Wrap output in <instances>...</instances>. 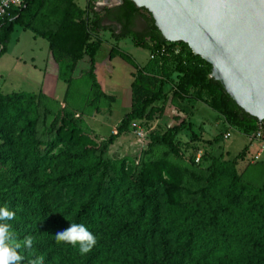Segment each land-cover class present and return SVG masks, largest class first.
Returning a JSON list of instances; mask_svg holds the SVG:
<instances>
[{
  "label": "trees",
  "instance_id": "obj_1",
  "mask_svg": "<svg viewBox=\"0 0 264 264\" xmlns=\"http://www.w3.org/2000/svg\"><path fill=\"white\" fill-rule=\"evenodd\" d=\"M49 14L54 19L46 24L42 20ZM102 17L119 27L117 38H128L148 58L138 67L115 46L110 48L107 61L118 57L133 70L129 110L95 144L82 121L72 118L81 96L72 73L86 58L85 107L97 110L100 101H113L100 92L93 74L101 41L92 35ZM102 17L90 3L79 11L72 0H23L22 7L10 9L0 20V56L14 28L28 31L45 41L55 78L65 84L61 102L41 90L0 94V207L15 212V219L8 221L15 238L33 240L31 249H21L24 260L43 256V264H264V181L256 185L242 180L235 159L205 161L200 155L194 163L193 155L183 163L174 138L189 131V123L180 120L161 135L149 131L134 173L126 171L124 161L107 156L130 123L145 127L160 116L161 109L153 105L164 101V87L180 113L186 111L180 103H199L220 117L224 128L243 135L259 122L231 101L209 77V65L186 45L166 42L147 11L121 0ZM136 19L144 27L132 32ZM204 162L202 168L199 163ZM70 223L84 224L96 237L89 253L82 255L79 245L55 240Z\"/></svg>",
  "mask_w": 264,
  "mask_h": 264
},
{
  "label": "rangeland",
  "instance_id": "obj_2",
  "mask_svg": "<svg viewBox=\"0 0 264 264\" xmlns=\"http://www.w3.org/2000/svg\"><path fill=\"white\" fill-rule=\"evenodd\" d=\"M144 23L142 20L134 22V30L139 32L143 29ZM110 32L106 31L100 37L102 40L111 42ZM183 44V43H182ZM117 47L120 51L126 54L134 62L140 66L148 58V53L145 50L134 48L128 39H123L117 42ZM109 49V45H102L94 57V62L97 64L98 80L101 83L102 79L108 81L111 85L118 87L120 90H125L117 95V104L120 108L113 106L111 103L100 101L98 109L93 106L85 107L88 99V88L85 72L88 67L86 60L76 64L73 79L74 87L80 86L81 93L75 114L72 116L74 120L80 119L88 131L87 137L95 144L105 139L111 134L120 117L128 111L129 101V72L132 70L122 60L117 59L114 64H108L104 61L105 54ZM103 60V61H102ZM52 62L47 54V44L39 38H33L28 31H22L20 28H14L10 39L6 45V51L0 56V94L7 95L18 92L34 93L40 90L42 81L46 82L43 76L52 74ZM87 72V71H86ZM102 74L101 75L99 74ZM59 81V80H58ZM61 91L54 93L53 100L61 102L65 91V84L59 81ZM118 84V85H116ZM165 99L159 102L161 114L159 117L155 115L152 121L142 126L147 133L152 131L157 135L163 134L168 128L177 124L180 120L186 124L189 123V131L185 130L174 138L179 152L181 161H185L199 153L205 157V161L210 159H220L231 161L235 159V171L241 176L242 180L259 185L264 181V164H249V158L256 151L257 145L249 143V140L237 133L230 131V139L223 141L219 139L227 128H224L222 119L216 114L208 110L205 106L195 103L191 106L180 103L186 111L180 113L170 104V93L168 87H164ZM49 96V95H48ZM50 97V96H49ZM125 101V103H124ZM122 102L124 105L122 106ZM79 106V107H78ZM111 110V111H110ZM79 112L81 115L79 116ZM111 113V115H110ZM163 113V114H162ZM148 140L138 142L130 131L121 135L108 148L107 156L112 161H124L126 171L134 173L137 171V165L141 159V153L145 151ZM246 147L243 156L239 158L237 155ZM145 161L147 158L144 159ZM208 162L199 163L202 168L207 166ZM151 169L150 164H147ZM166 168V167H165ZM149 173L155 171L148 170ZM4 171H0L3 173ZM7 177L8 175L5 174ZM23 264H30L28 261H23Z\"/></svg>",
  "mask_w": 264,
  "mask_h": 264
},
{
  "label": "water",
  "instance_id": "obj_3",
  "mask_svg": "<svg viewBox=\"0 0 264 264\" xmlns=\"http://www.w3.org/2000/svg\"><path fill=\"white\" fill-rule=\"evenodd\" d=\"M129 1L166 42L183 43L209 65V77L243 113L264 121V0Z\"/></svg>",
  "mask_w": 264,
  "mask_h": 264
},
{
  "label": "clouds",
  "instance_id": "obj_4",
  "mask_svg": "<svg viewBox=\"0 0 264 264\" xmlns=\"http://www.w3.org/2000/svg\"><path fill=\"white\" fill-rule=\"evenodd\" d=\"M15 219V212L7 207H0V264H23L25 257L21 249H31L33 240L26 237L18 241L8 221ZM58 243H68L72 246L79 245L82 255L89 253L96 245L97 239L84 224L70 223V227L59 231L54 236ZM43 256L36 257L30 264H43Z\"/></svg>",
  "mask_w": 264,
  "mask_h": 264
},
{
  "label": "crops",
  "instance_id": "obj_5",
  "mask_svg": "<svg viewBox=\"0 0 264 264\" xmlns=\"http://www.w3.org/2000/svg\"><path fill=\"white\" fill-rule=\"evenodd\" d=\"M94 0H72V3L76 6V8L79 10V11H82V10H84L85 9V7L88 5V3H90V6H91V10L93 11V12H95V13H97V15L99 16V17H102L103 16V14H104V12L105 11H112L114 8H116L117 6H119L118 4H116L115 2H113L112 0H107V2H105L104 1V5L103 6H101V7H98V6H94V2H93ZM52 19H54V17H52L51 16V14H49V16L47 17V18H44L42 21L44 22V23H46V24H48V23H51L52 22ZM136 20H139V19H136ZM135 20V21H136ZM110 29H111V38L113 39V41H111V42H107V41H104V40H102L100 37L102 36V34L104 33V32H106V31H109L110 32ZM132 32H137V31H135L134 30V25H133V28H132ZM119 34V27L117 26V25H115L113 22H111L110 21V19L109 18H107V17H102V19H101V22H100V25H99V29L97 30V31H95L94 33H93V38H97V39H99L100 41H101V44H100V47H99V49L102 47V45H109V49H108V51H107V53L105 54V57H104V61L106 60V58H107V54H108V52H109V50H110V48L112 47V46H115L117 49H118V47H117V42H119L120 40H123V39H119V38H117V35ZM32 37L33 38H35L33 35H32ZM10 39V38H9ZM124 39H128V38H124ZM129 40V39H128ZM131 43V42H130ZM132 45V44H131ZM135 48V47H134ZM98 49V50H99ZM137 49H139V48H137ZM97 50V51H98ZM118 51H120L119 49H118ZM120 52H122V51H120ZM97 53V52H96ZM95 53V54H96ZM123 53V52H122ZM47 54H48V49H47ZM94 57H95V55H94ZM117 59H119V60H121L120 58H118V57H113V58H111V60L110 61H107L106 60V62H108V64H114V62L117 60ZM83 60H86V63H87V59L86 58H83L82 59V61ZM102 60V61H103ZM93 61H94V58H93ZM81 62V61H80ZM146 62V61H145ZM144 62V63H145ZM79 63V62H78ZM125 63V62H124ZM144 63L142 64V65H140V66H138V67H141V66H143L144 65ZM129 66V65H128ZM76 67V66H75ZM88 67V66H87ZM130 67V66H129ZM56 67H55V65H53L52 64V71H51V73L52 74H49V75H45L44 74V76H43V79H44V77H45V79H46V82L45 81H42L41 82V84H40V90L42 91V93H44V94H47V95H49L50 96V98H52V97H54L53 95H54V93L57 91L58 92V90H60L61 91V86H60V83H59V81L55 78V71H56V69H55ZM130 69H132L131 67H130ZM74 70H75V68H74ZM87 71V70H86ZM86 71H84L85 73H86ZM132 72H133V70H131L130 72H129V78H130V80H129V84H130V82H131V74H132ZM73 73H74V71H73ZM73 73H72V78H73ZM93 74H94V79H95V82H96V84L98 85V87H99V90H100V92L104 95V96H106V97H110V98H112L113 99V103L111 104V110L113 109V106H115L116 104H117V99H118V97H117V95L119 94V93H123L124 91L123 90H120V89H118V87H119V85L118 84H116V85H118V87H115L114 85H111L110 83H108V81H106V80H103L102 79V82L100 83L99 82V80H98V71H97V64L94 62V71H93ZM100 75H101V78H104V77H102V74L101 73H99ZM129 84H128V87H129ZM39 91V90H38ZM37 91V92H38ZM37 92H35V93H37ZM56 92V93H57ZM62 92V91H61ZM53 99V98H52ZM124 103H125V101H124ZM124 103L122 102V106L124 105ZM159 103V102H158ZM158 103H155L154 105H153V107L154 108H159V105H158ZM117 107L116 108H120V104H118V105H116ZM110 110V111H111ZM128 110H129V101H128ZM128 112V111H127ZM126 112V113H127ZM125 114V113H124ZM123 114V115H124ZM163 114V113H162ZM110 115H111V113H110ZM122 115V116H123ZM121 116V117H122ZM121 117H120V119H121ZM120 119L118 120V121H120ZM119 122H117V124H118Z\"/></svg>",
  "mask_w": 264,
  "mask_h": 264
},
{
  "label": "built area",
  "instance_id": "obj_6",
  "mask_svg": "<svg viewBox=\"0 0 264 264\" xmlns=\"http://www.w3.org/2000/svg\"><path fill=\"white\" fill-rule=\"evenodd\" d=\"M104 1L107 2V0H94L93 4L94 6L101 7L105 4ZM22 5H23V0H0V20L2 17H4L7 14V12L10 9L22 7ZM129 131L131 132L133 137L138 142H145L148 133L141 126H139L138 123H135V122L130 123ZM230 131H235V130L228 128L226 131H224L221 134V140L226 141L230 139V134H231ZM243 136H245L249 140V143L253 142L257 145L256 151L249 158V164L264 163V127L263 125L260 122L257 123L255 130L253 132H251L248 135H243ZM199 157H200V154L197 153L194 157V163L198 162Z\"/></svg>",
  "mask_w": 264,
  "mask_h": 264
}]
</instances>
